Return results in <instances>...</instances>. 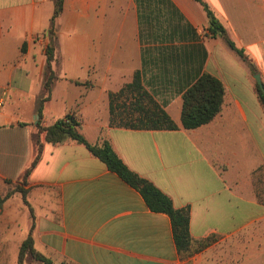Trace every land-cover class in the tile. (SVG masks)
<instances>
[{
    "label": "crops",
    "instance_id": "obj_1",
    "mask_svg": "<svg viewBox=\"0 0 264 264\" xmlns=\"http://www.w3.org/2000/svg\"><path fill=\"white\" fill-rule=\"evenodd\" d=\"M244 53L212 36L194 0H63L55 21L57 80L42 104L52 0H0V264H17L30 234L53 264H264V0H202ZM140 75L176 130L110 125L109 94ZM203 73L224 87L208 124L181 126L182 93ZM27 103L28 109L23 110ZM118 112L126 116L129 101ZM143 104H141V107ZM71 115L91 145L107 142L122 163L189 210L203 251L180 259L170 219L81 144L37 135ZM133 112L132 117H141ZM22 215L25 238L10 241ZM23 264H40L24 262Z\"/></svg>",
    "mask_w": 264,
    "mask_h": 264
},
{
    "label": "trees",
    "instance_id": "obj_2",
    "mask_svg": "<svg viewBox=\"0 0 264 264\" xmlns=\"http://www.w3.org/2000/svg\"><path fill=\"white\" fill-rule=\"evenodd\" d=\"M53 1V13L48 29L49 44L46 49V68L44 71V97L40 100L38 114L40 116L42 104L47 100L51 85L57 80L56 74L51 70V62L54 60V32L55 21L59 17L63 8V0ZM199 3L208 19L209 32L212 36L219 35L238 56L245 59L244 53L230 41L222 25L217 21L213 12L202 0H194ZM259 101L264 108V92L256 86ZM224 96L223 84L215 77L203 73L188 85L182 93V106L180 114L181 126L186 130L196 129L208 124L219 113ZM110 125L120 126L130 129H156V130H176V125L172 122L167 113L151 98L144 90L140 82L138 72L134 73L131 83L124 85L118 92L110 93L109 96ZM123 99L129 101L126 116H122L118 109L122 106L118 102ZM141 104L143 106L141 107ZM133 112H141V117H132ZM37 135H43L44 141L58 145L64 142H75L85 146L92 156L100 160L106 168L115 173L129 186L134 188L141 195L148 209L155 213L166 214L171 223L173 241L180 259H187L194 253L203 250L209 240H201L194 243L189 233V210L187 208L175 209L170 199L155 188L150 182L140 178L131 172L117 157L113 149L107 142L101 145L89 144L79 131V123L71 115H66L64 119L55 121L49 127H41L39 124ZM36 154L30 167L24 171L19 185H15L4 196H0V208L2 203L15 193H20L22 201L27 205L25 195L26 190L22 187L26 185V178L39 159L40 143L35 141ZM22 185V186H21ZM24 262H36L40 264H53L50 259L36 252L33 248V241L30 234L22 241L19 247L17 264Z\"/></svg>",
    "mask_w": 264,
    "mask_h": 264
},
{
    "label": "rangeland",
    "instance_id": "obj_3",
    "mask_svg": "<svg viewBox=\"0 0 264 264\" xmlns=\"http://www.w3.org/2000/svg\"><path fill=\"white\" fill-rule=\"evenodd\" d=\"M54 84V83H53ZM52 84V85H53ZM27 110L28 109V106H27V103L25 104V106H23V110ZM19 224H20V227L19 229L16 230V233L14 234V236L12 235V237H10V241L12 242L13 240H18V239H21V238H25L26 235H27V226H28V222L27 220L25 219V216L22 215L21 219L18 221ZM204 250V249H203ZM201 250V251H203ZM199 251V252H201ZM198 253V252H197ZM195 254V253H194Z\"/></svg>",
    "mask_w": 264,
    "mask_h": 264
},
{
    "label": "water",
    "instance_id": "obj_4",
    "mask_svg": "<svg viewBox=\"0 0 264 264\" xmlns=\"http://www.w3.org/2000/svg\"><path fill=\"white\" fill-rule=\"evenodd\" d=\"M254 79H255V81H256V83H257V86L259 87V89L262 91V92H264V88H263V85H262V83H261V81H260V78H259V75H254Z\"/></svg>",
    "mask_w": 264,
    "mask_h": 264
},
{
    "label": "built area",
    "instance_id": "obj_5",
    "mask_svg": "<svg viewBox=\"0 0 264 264\" xmlns=\"http://www.w3.org/2000/svg\"><path fill=\"white\" fill-rule=\"evenodd\" d=\"M1 105V104H0Z\"/></svg>",
    "mask_w": 264,
    "mask_h": 264
}]
</instances>
